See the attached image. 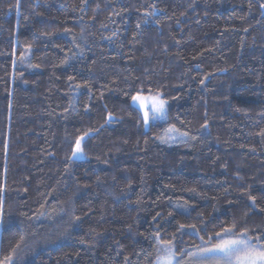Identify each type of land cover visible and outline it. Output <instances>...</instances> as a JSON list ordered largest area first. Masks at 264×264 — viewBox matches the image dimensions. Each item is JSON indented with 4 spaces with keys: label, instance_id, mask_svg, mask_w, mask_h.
I'll return each mask as SVG.
<instances>
[{
    "label": "trees",
    "instance_id": "obj_1",
    "mask_svg": "<svg viewBox=\"0 0 264 264\" xmlns=\"http://www.w3.org/2000/svg\"><path fill=\"white\" fill-rule=\"evenodd\" d=\"M0 199L4 264L264 236V0H0Z\"/></svg>",
    "mask_w": 264,
    "mask_h": 264
},
{
    "label": "snow or ice",
    "instance_id": "obj_2",
    "mask_svg": "<svg viewBox=\"0 0 264 264\" xmlns=\"http://www.w3.org/2000/svg\"><path fill=\"white\" fill-rule=\"evenodd\" d=\"M131 101L133 105H138L143 112V120L145 124L149 120L166 119V101L156 96H143L140 94L132 95ZM111 114H109V120ZM169 132L176 131L170 128ZM87 133H85V136ZM183 135V134H182ZM84 137L77 139L73 149V156L82 154L81 141ZM3 203L0 199V214H2ZM232 232L231 228L224 229L223 233H216L217 236H224ZM202 239V238H201ZM23 237H21V241ZM19 247V244L17 245ZM203 252L219 253V256L213 257V264H264V236H248L246 232L239 233L237 237H228L221 239L212 247L203 249ZM175 258L172 245L169 242L163 249V255L158 257L160 264H172ZM8 264H11V258H6ZM4 264V262H0Z\"/></svg>",
    "mask_w": 264,
    "mask_h": 264
},
{
    "label": "rangeland",
    "instance_id": "obj_3",
    "mask_svg": "<svg viewBox=\"0 0 264 264\" xmlns=\"http://www.w3.org/2000/svg\"><path fill=\"white\" fill-rule=\"evenodd\" d=\"M136 95V94H134ZM143 96H156V95H148V94H140ZM132 103V101H131ZM135 107L138 108V110L140 111V114L142 116V120H143V112L142 110L139 109L138 105H134ZM160 120H164V119H160ZM158 120V121H160ZM152 121H156V120H149V122L147 124H145L144 120H143V124L144 127L146 128L148 126V124ZM170 128H175L173 125H167L165 126L162 131H161V141L167 144H171V143H179V142H184L188 135L186 132L178 130L177 128L176 131L173 132H169L168 130ZM183 134V135H182ZM80 155V154H79ZM77 155V156H79ZM237 237V236H236ZM235 238V237H234ZM225 239V238H224ZM212 247V246H210ZM208 247V248H210ZM207 249V248H204ZM203 249H197V250H191L188 253L176 256L172 262V264H213V257L215 256H219V253H208V252H203ZM162 255H160L159 257H161ZM153 264H160V261L158 260V258L153 262Z\"/></svg>",
    "mask_w": 264,
    "mask_h": 264
}]
</instances>
